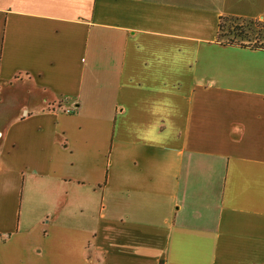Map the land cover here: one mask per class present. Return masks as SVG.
Wrapping results in <instances>:
<instances>
[{
  "label": "crops",
  "instance_id": "obj_1",
  "mask_svg": "<svg viewBox=\"0 0 264 264\" xmlns=\"http://www.w3.org/2000/svg\"><path fill=\"white\" fill-rule=\"evenodd\" d=\"M264 0H0V264H264Z\"/></svg>",
  "mask_w": 264,
  "mask_h": 264
},
{
  "label": "rangeland",
  "instance_id": "obj_2",
  "mask_svg": "<svg viewBox=\"0 0 264 264\" xmlns=\"http://www.w3.org/2000/svg\"><path fill=\"white\" fill-rule=\"evenodd\" d=\"M222 38L225 41L237 43H252L256 46L264 45V22L259 20L225 17L222 20ZM241 31H244L241 35ZM245 35V36H244Z\"/></svg>",
  "mask_w": 264,
  "mask_h": 264
},
{
  "label": "trees",
  "instance_id": "obj_3",
  "mask_svg": "<svg viewBox=\"0 0 264 264\" xmlns=\"http://www.w3.org/2000/svg\"><path fill=\"white\" fill-rule=\"evenodd\" d=\"M222 28H223V24L221 23V25H220V37H222V35H223V34H222V30H223V29H222ZM243 32H244V31H241V35H240V36H243V34H242ZM244 36H245V35H244ZM229 42H231V43H235L233 40H231V41H229Z\"/></svg>",
  "mask_w": 264,
  "mask_h": 264
}]
</instances>
